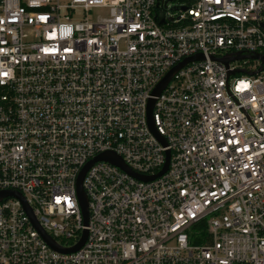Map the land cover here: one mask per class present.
Wrapping results in <instances>:
<instances>
[{
	"label": "built area",
	"instance_id": "1",
	"mask_svg": "<svg viewBox=\"0 0 264 264\" xmlns=\"http://www.w3.org/2000/svg\"><path fill=\"white\" fill-rule=\"evenodd\" d=\"M254 55L264 0H0V193L86 232L4 197L0 264H264V64L220 62ZM104 153L168 166L95 161L85 223Z\"/></svg>",
	"mask_w": 264,
	"mask_h": 264
},
{
	"label": "water",
	"instance_id": "2",
	"mask_svg": "<svg viewBox=\"0 0 264 264\" xmlns=\"http://www.w3.org/2000/svg\"><path fill=\"white\" fill-rule=\"evenodd\" d=\"M244 58H249V59H259L262 64H264V56L262 57H258L257 55L251 56V57H235L233 59H225V60H220L221 63H223L225 66H227V64L230 61L233 60H238V59H244ZM193 60H200V56H195L189 59L184 60L182 63H180L178 66H176L175 68H173L166 76L165 78L161 81V83L157 86V88L154 90L153 95L154 96H158L166 87V85L168 84V82L170 81V79L172 78V76L179 70L181 69L186 63L188 62H192ZM262 68L259 69L258 72L261 71ZM238 72H242V71H238ZM153 105H154V100H150L148 103V107H147V126L150 130V132L156 137L158 138V140L162 141V138L158 135V133L155 130L154 127V122H153V117H152V109H153ZM168 158H169V154L167 153L166 155V163L164 165V168L162 169V171L154 177H150V178H144L141 176H138L136 174H134L133 172H131L127 166L123 163V161L117 157L116 155H114L113 153H104L99 155L98 157H96L93 161L89 162L81 171L78 180H77V184H76V193H77V198H78V202L82 211V215L84 218V222H87V217H88V211H87V199L86 196L82 190V181L83 178L87 172V170L91 167V165L95 162V161H103V162H108L110 164H112L113 166L121 169L122 171L134 176L135 178L139 179V180H143V181H148V180H152L155 179L156 177L161 176L167 169L168 166ZM15 197L17 199H19L23 205L24 208L26 209L28 215L31 217L32 222L34 224V227L36 228V230L40 233V235L44 238V240L55 250L59 251V252H63V253H70V252H75L77 251L83 244V242L85 241L86 238V232H84V235L81 239V241L79 242V244L71 249H63L59 246H57L55 243H53V241L47 237L43 231L37 226L36 222L34 221V218L32 217L31 211L25 206V203L22 199V197L16 193H12V192H4V193H0V200L3 199L4 197Z\"/></svg>",
	"mask_w": 264,
	"mask_h": 264
},
{
	"label": "rangeland",
	"instance_id": "3",
	"mask_svg": "<svg viewBox=\"0 0 264 264\" xmlns=\"http://www.w3.org/2000/svg\"><path fill=\"white\" fill-rule=\"evenodd\" d=\"M62 3H67L69 0H60ZM101 12L99 10L93 9V10H89V12L87 13V18L89 20H95L96 17L100 14ZM84 12L80 9H75V11L73 12L72 15V19L73 21H81L84 18Z\"/></svg>",
	"mask_w": 264,
	"mask_h": 264
}]
</instances>
